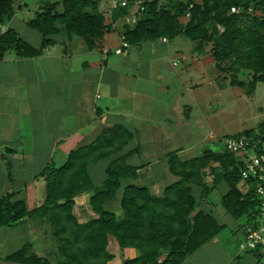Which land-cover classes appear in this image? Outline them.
Returning <instances> with one entry per match:
<instances>
[{
  "label": "trees",
  "instance_id": "trees-1",
  "mask_svg": "<svg viewBox=\"0 0 264 264\" xmlns=\"http://www.w3.org/2000/svg\"><path fill=\"white\" fill-rule=\"evenodd\" d=\"M100 2L44 0L26 22L40 33V43L35 47L13 28L2 29L14 10L11 0H0V59L8 51L21 57L38 56L56 42L55 36L60 33L65 41L77 36L87 49L96 48L105 33L114 30L110 19L116 21L130 11V6L114 8L109 19L104 12L107 5L101 9ZM142 5L140 12L134 11L138 15L135 24L116 29L129 45L183 34L194 43L195 52H209L216 68L231 73L230 85L247 88L250 94L258 82L264 84V0H144ZM231 7L238 10L231 12ZM239 74L250 79H242ZM234 136L264 141V121ZM132 137L126 127L115 124L102 129L91 142L71 149L63 164H45L37 175L45 181L43 202L29 208L15 191L0 195V227H15L31 218L47 221L57 244L54 264H115L114 254L108 249L109 236L119 247L139 251L120 264H183L225 226L202 207L196 196L208 194L220 181L227 185L219 200L225 213L234 219L243 218L240 226L256 224L259 198L253 181L241 177L243 161L239 156L224 147L184 160L174 151L168 152V168L177 180L166 185L161 195H154L146 186L122 184L123 180L137 178L138 167L127 160L138 149L113 155ZM105 158H110L104 168L105 179L96 184L88 166ZM209 161L218 165L212 179L205 181L202 170ZM241 181L247 184L245 191L239 188ZM193 186L199 188L196 195ZM119 190L122 215L118 217L105 205ZM84 192L90 193L87 204L94 216L80 221L74 213L75 197ZM252 252L264 253L259 249ZM5 259L18 264H53L34 252L29 241Z\"/></svg>",
  "mask_w": 264,
  "mask_h": 264
},
{
  "label": "crops",
  "instance_id": "crops-1",
  "mask_svg": "<svg viewBox=\"0 0 264 264\" xmlns=\"http://www.w3.org/2000/svg\"><path fill=\"white\" fill-rule=\"evenodd\" d=\"M11 1L13 4V0ZM39 6L40 3H37L36 7ZM14 15L13 13L11 19L2 26V29L8 26L16 30L13 26ZM30 18L23 22V26L26 28H29L26 22ZM16 31L18 32V30ZM18 34L20 33L18 32ZM38 34V42L33 44L35 47L40 43L41 36L39 32ZM111 34L117 38L119 29L105 33L98 46L92 50L87 49L85 45L82 46L74 38L65 41L64 37L61 40L56 37V42L45 48L43 53L38 56L21 57L14 51H9V54L6 52L0 59V161L2 160L1 164L4 165V177L10 187L5 193L15 191L17 192L16 196H18L25 192L26 199L37 197L42 203L45 197V187L43 193L37 191L33 186L26 187V184L23 187H14V184L19 182L25 160L35 158L40 153L46 152L45 162L34 174V178L38 177L37 175L44 165L52 160L51 153L55 150H63L64 159H66L71 149L91 142L102 129L118 124L123 125L133 133L131 140L136 139L134 145L127 150L137 148L138 152L130 158L140 154L145 157V162L141 165L133 164L138 167L136 170L137 178L131 180H137L139 172L142 171L144 184L136 185L146 186L154 195L162 194L161 190L163 191L165 186L159 184L156 171L151 167L158 164L156 165L158 168L164 167L168 172H171L166 161V154L174 151L180 158L179 151L182 150L180 129L183 122L189 118L187 113L191 106L182 105L181 100L177 99V96L181 98V90L179 89L177 96H166L165 99L158 100L157 103H161L162 106L154 105L158 109L152 108L146 112L152 105H145L144 100H134L133 98L135 95L143 96L140 93L145 91L129 88L134 78L140 77L141 80L148 78L149 69L148 67L144 68L143 64L140 65V63L134 64L132 69L126 68V64L124 66L121 64L129 54L128 48L135 45H130L121 54L112 52L104 54L103 49L108 45L109 38L112 37ZM158 41L164 44L165 51L169 52L168 40L160 39ZM147 42L142 44H148ZM29 43L31 44V42ZM57 43H60V47H56ZM142 44L137 48H140ZM116 46L118 43L108 48ZM77 51L82 53L80 60L73 65L74 58L79 57ZM97 54L100 59L97 58ZM206 56L211 58L209 54H198L193 60L195 66L196 63L204 66L203 58ZM182 58L183 56L179 55L176 57L177 60ZM176 63L174 64V60L171 61L172 66H175ZM72 65L76 71L71 69ZM140 69L141 71L146 69L147 74L144 72L139 74ZM163 78L165 84L168 80L171 81L169 76ZM57 83L62 86L60 88L61 93L56 90L59 88ZM197 84L191 82L189 85L191 89L189 90H195L194 87ZM23 85L26 88L30 86V94L25 100L26 106L24 108H22L20 93V88ZM89 87L91 90L94 87L108 90L109 97L96 104L91 99L92 92L89 91ZM33 88L38 89L39 94H32ZM123 91L129 93L125 99L120 95ZM95 98L99 101L101 96L96 93ZM193 98L195 99V96ZM55 107L56 114H54ZM136 108L140 109V115H135ZM153 109L157 112L151 115ZM160 113L165 115L162 120L159 118ZM116 116H122L126 120L123 118L122 122H115ZM125 122L130 126H127ZM26 125H28L27 128ZM89 137L91 140L84 143ZM239 188L246 190L247 184L241 181ZM202 207L212 211L210 204L203 203ZM214 238L192 253L183 264H261L259 257H264V253L258 255L252 251H239L237 247L239 237L234 240L236 242L235 251L227 248L221 242L214 245ZM210 246L212 247L210 248Z\"/></svg>",
  "mask_w": 264,
  "mask_h": 264
},
{
  "label": "rangeland",
  "instance_id": "rangeland-1",
  "mask_svg": "<svg viewBox=\"0 0 264 264\" xmlns=\"http://www.w3.org/2000/svg\"><path fill=\"white\" fill-rule=\"evenodd\" d=\"M41 2L42 0H13V9L15 14L13 26L16 28V30H18L20 33L19 35L25 41L28 43L31 42L32 46L35 44V42H38L39 34L38 32L23 26V22L24 20L33 16L34 12L38 10L36 7L37 3L41 4ZM107 3L108 0H101L99 7L104 9ZM130 10H133L132 7H130ZM182 20H185V18H182ZM117 27L120 28V25ZM56 37L57 39L61 40L64 35L60 33L56 35L55 38ZM73 38L82 46L84 45L81 38L77 36H74ZM158 40L148 41V44L144 45L141 43L142 46L140 48H137L139 47L138 45L129 47V54L125 57L126 60L124 59L121 64L123 66L126 64V68L129 69H132L134 64L139 63L140 65L143 64L144 68L148 67L149 77H146L147 79L144 78V80H141L142 78L140 77L134 78V81L129 88L138 90L141 89L142 91H145L144 93H140L143 94V96L135 95L133 98L134 100H144L145 105H152L147 109L146 112L150 111L152 108L158 109L156 106L161 107L162 104L157 103L158 100L160 101L163 98L165 99L166 96H177V91L179 89L181 90V98L177 96V99L181 100L182 105L186 104L191 106L189 107L190 111L187 113L189 118L186 122H183L182 128L180 129L182 134L180 146L182 147V150L181 152L179 151V156L181 160L207 154L211 151L214 152L222 150L224 147L223 143L225 137L234 136L245 129L255 128L259 122L264 121V84L262 82H258L254 91L249 94L247 93L249 92L247 91V88L232 86L228 83L229 79L232 78L230 72H222L218 68L214 67V64L211 67V64L214 63L212 57L207 58L208 56H206L203 58L204 66L197 63L195 66L193 60L198 55V53L194 51V43L183 34L168 38L169 52L165 51L164 44ZM117 43L119 45V37L117 36L116 38V36L112 35V37L109 38L108 45L115 46ZM56 47H60V43H57ZM207 47H209V45ZM77 53L79 57L74 58L72 61V63H74L73 65H75L80 60V55L82 52L77 51ZM208 53L209 52H207V54ZM7 54H9V51ZM177 55L181 57L183 56V58L177 60ZM97 58L100 59L98 54ZM173 60L174 62H177L175 66L171 65V61ZM221 64L226 65V63ZM73 65L71 66V69L76 71ZM142 72L147 74L146 69L143 71L140 69L138 73L142 74ZM166 76H169L171 81L168 80L165 84L163 77ZM224 76H226L225 79ZM160 77H162V79H160ZM239 77L246 80L250 79L249 77L245 78V76L241 74H239ZM174 80L176 81L174 82ZM57 82L59 83V81ZM191 82L198 83L197 86L194 87L195 90H189L191 89L189 86ZM58 83L57 85L59 88L56 90L61 93L60 88L62 86H60ZM32 90V94H39L38 89L33 88ZM89 91L92 92L91 99H93L96 104L97 102H102L104 99L106 100L109 97L108 90H104L103 88L97 89L94 87L91 90L89 87ZM20 93L22 96V108H24L26 106L25 100L30 94V86L26 88L23 85L20 88ZM96 93L101 96V101H97L95 98ZM120 95L125 99L129 93L128 91L126 93L123 91ZM193 96H195V99ZM116 105L119 106L120 104ZM155 109L152 110L151 115H154L157 112ZM161 111H163V109H161ZM56 113L57 111L55 107L54 114ZM134 113L135 115H140V109L136 108ZM123 118L124 117L122 116H116L114 121L122 122ZM159 118L162 120L165 118V115L160 113ZM126 124L127 126H130L128 123ZM27 126L28 125H26V128ZM90 138L91 137L87 138L84 143L89 142L91 140ZM135 141L136 139L131 140L129 144L123 147L122 151H118L113 156L126 151L129 147L134 145ZM45 154L46 152H42L35 158H27L25 160L24 166L22 168V174L19 178L20 183H15L14 187H23L24 184H26V187L33 186L37 191L43 193L44 179L41 176L34 178V174L45 162ZM51 156V162H53L55 166L61 165L65 160L63 150H55L51 153ZM1 161L0 195L5 193V191L10 188L6 182V178L4 177V165L1 164ZM109 161L110 158H105L89 164L88 170L94 183L100 184L104 181V168ZM127 162L130 164L132 163L141 165L145 162V157L143 154L136 155L133 158H129ZM156 165H153L151 168L156 171V177L158 178L160 185L164 187L177 180V177L172 172H168L164 167L158 168ZM164 165L166 166L165 162ZM217 165V162L209 161L208 164L203 168L202 177L205 181H210L212 179V175H214ZM162 168L164 169L162 170ZM21 179L22 181H20ZM143 182V173L140 171L139 178L137 180L134 181L131 179H126L122 181V184L124 185L127 183H134L143 185ZM192 189L195 195L196 193L198 194V187L193 186ZM226 191V183L224 181H220L208 194L203 196H199V194L196 196H198V200L201 202L200 204L202 206L203 203L209 202L217 221L225 225L213 239L215 240L213 242L215 243L214 245H217L216 243L221 242L224 243V246L227 248L235 251L236 242L234 240L241 235L242 226H240V224L242 225L244 223V219H234L225 213L224 209L219 203V200L222 194H224ZM89 195L90 193L84 192L76 197L75 215L80 221L89 219L93 215L87 204ZM120 196L121 190L117 191L115 199L109 201L105 205L106 209L114 212L118 217L122 215V211L119 206ZM17 197L24 198L28 207L36 206L41 203L37 197H29L26 199L25 192H22V194L18 195ZM51 233L52 227L50 224L47 221L37 218H31L27 220V222L15 227L1 226L0 264H18L8 262L5 257L7 254L21 247L27 241L32 243V250L34 252L40 256L48 258L49 261L54 264L58 259L56 252L57 244L51 236ZM211 247L212 246H210V248ZM108 249L114 254L112 262L115 264H120L125 259L139 254V251L135 248L119 247L113 236H109ZM259 260L261 264H264V257H259Z\"/></svg>",
  "mask_w": 264,
  "mask_h": 264
},
{
  "label": "built area",
  "instance_id": "built-area-1",
  "mask_svg": "<svg viewBox=\"0 0 264 264\" xmlns=\"http://www.w3.org/2000/svg\"><path fill=\"white\" fill-rule=\"evenodd\" d=\"M143 1L144 0H108L104 12L109 19L114 8L130 6L133 9L116 21L110 19L111 28L116 30L118 25L121 27L135 24L138 20V15L134 11L137 9L138 12H140V10L143 9ZM237 10L238 8L236 7L230 8L231 12H236ZM118 37L119 45L113 48H104V54H108L109 52L121 54L130 46L122 33H119ZM163 40L166 39L163 38ZM175 63L176 62H174V64ZM223 145L225 149L239 156L243 161V166L240 170L241 177L244 180L253 181L255 193L259 198L256 224L252 226L251 223H245L242 226L240 239L238 241V250L255 251L259 249L264 252V141H251L245 136H229L224 138Z\"/></svg>",
  "mask_w": 264,
  "mask_h": 264
}]
</instances>
